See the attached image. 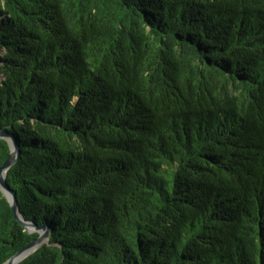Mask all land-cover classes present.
Here are the masks:
<instances>
[{"label": "trees", "instance_id": "obj_1", "mask_svg": "<svg viewBox=\"0 0 264 264\" xmlns=\"http://www.w3.org/2000/svg\"><path fill=\"white\" fill-rule=\"evenodd\" d=\"M0 130L18 264H264V0H0Z\"/></svg>", "mask_w": 264, "mask_h": 264}, {"label": "water", "instance_id": "obj_2", "mask_svg": "<svg viewBox=\"0 0 264 264\" xmlns=\"http://www.w3.org/2000/svg\"><path fill=\"white\" fill-rule=\"evenodd\" d=\"M0 138L6 139L10 144V156L4 162V164L0 167V188L3 193L8 198L11 206L13 207L15 218L25 227L26 231L29 234L37 233L38 237L32 240L26 247L21 249L15 255H13L7 262L4 264H18L28 256L33 254L36 250H38L42 244L47 243L49 241L50 230L45 225H36L32 222L26 221L23 218V215L20 211V207L17 201L16 193L13 192L6 179L8 175L9 169L17 162L19 156L18 144L16 140L7 134L5 131L0 130Z\"/></svg>", "mask_w": 264, "mask_h": 264}]
</instances>
